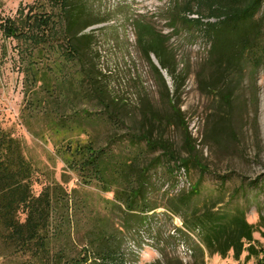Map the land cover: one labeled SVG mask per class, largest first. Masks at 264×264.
Wrapping results in <instances>:
<instances>
[{
    "label": "rangeland",
    "instance_id": "rangeland-1",
    "mask_svg": "<svg viewBox=\"0 0 264 264\" xmlns=\"http://www.w3.org/2000/svg\"><path fill=\"white\" fill-rule=\"evenodd\" d=\"M59 1L0 0V127L22 141L38 175L63 184L74 201L85 200L88 208L80 212L85 225L99 214L107 219L109 229L113 223L126 225L116 235L128 264H165L164 254L197 264L200 247L206 264H264V63L256 59L264 40V3L254 24L227 33L215 44L185 20L183 7L188 0H84L102 20L85 33L94 36L90 58H95L100 81L116 103L117 111L112 112L121 123L117 138L149 133L158 144L149 158L169 152L175 156L174 172L163 157L150 176L148 197L158 208L125 223L128 218L114 194L104 192L100 181L87 176V164L64 163L53 138L45 133V119L33 110L38 87L27 84L31 61L47 73L51 64L67 60L69 75L53 76L60 87L67 86L69 78L75 82L80 73L62 48L65 40L56 34L63 24ZM42 15L51 19L45 26L40 23ZM136 20L150 23L165 37L174 76L154 54L150 55L153 65L144 57L137 43ZM1 27H12L13 36ZM253 40L255 49L249 44ZM39 44L44 52L30 48ZM65 105L63 115L68 117L96 110L94 103L73 99V94ZM87 131L105 145L111 125L96 120ZM128 148L123 142L118 152L128 153ZM184 162L189 168H178ZM207 218L216 227L244 219L250 236L239 240L238 257L233 250L224 257L209 254L203 240L211 233L208 226L197 225ZM214 246L218 249V241ZM4 260L0 257V264Z\"/></svg>",
    "mask_w": 264,
    "mask_h": 264
},
{
    "label": "trees",
    "instance_id": "trees-1",
    "mask_svg": "<svg viewBox=\"0 0 264 264\" xmlns=\"http://www.w3.org/2000/svg\"><path fill=\"white\" fill-rule=\"evenodd\" d=\"M263 3L264 0H188L183 10L187 22L218 44L227 33H237L241 26L254 24ZM59 4L63 24L56 34L65 40L62 48L71 54V60L77 63L80 73L75 82L68 77L67 86L63 83L60 87L54 77L58 73L63 77L69 75L67 60L61 65L59 61L51 64L47 73L40 71L31 61L27 69V84L38 87L35 89L37 96L32 103L33 110L45 119V133L53 138L64 163L69 166L72 163L87 164V176L100 181L104 192L114 194V199L120 204L118 208L128 218L125 223H128L129 218H141L158 208L149 201L150 176L163 163V157L166 158V166L174 172L176 167H171V163L175 161V156L169 152L162 157L149 158L150 152L158 146L149 133L117 138L121 123L120 117L112 112V109L117 111L116 103L100 81L101 73L95 58H90L94 36L85 33L102 20L95 18L84 0H60ZM174 13L176 17L179 15ZM42 16L40 23L45 26L51 19L49 15ZM135 27L137 43L144 57L151 62L150 55L154 54L162 68L174 76L172 58L165 48V37L142 20H136ZM1 28L4 31L9 29V34L13 36L12 27ZM255 41L249 43L252 49L256 48ZM41 45L30 48L39 52H44V47L50 50L45 43L41 50L38 49ZM259 51L256 59L263 64L264 40ZM154 70L162 80L156 66ZM71 94L73 99L94 103L95 112L64 116L65 103L70 100ZM96 120H104L111 125L108 144L99 145L88 133L87 126ZM123 142L129 144L128 153L118 152ZM143 143L147 146L140 149ZM181 167L189 168V165L184 162L178 168ZM36 187L40 188L39 192ZM73 198L63 184L38 175L25 154L22 141L0 127V257L5 258L3 264H128L127 255L116 235L123 232L126 225L113 223L109 229L111 226H108L107 219L100 214L94 219L88 218L89 224L85 225L80 212L87 210V203L85 200L76 202ZM197 225L208 226L211 234L204 238L203 245L210 255L224 257L233 250L238 257L239 240L249 239L250 236L247 223L240 218L223 227H216L212 218L199 219ZM186 228L192 230L188 226ZM74 231L75 238L72 237ZM215 241H218V249L214 246ZM199 252L197 264H206L204 249L200 247ZM164 259L165 264H184L179 258L167 254H164Z\"/></svg>",
    "mask_w": 264,
    "mask_h": 264
},
{
    "label": "water",
    "instance_id": "water-1",
    "mask_svg": "<svg viewBox=\"0 0 264 264\" xmlns=\"http://www.w3.org/2000/svg\"><path fill=\"white\" fill-rule=\"evenodd\" d=\"M157 66H159V65L157 64Z\"/></svg>",
    "mask_w": 264,
    "mask_h": 264
}]
</instances>
